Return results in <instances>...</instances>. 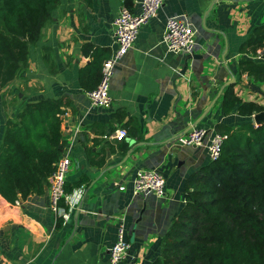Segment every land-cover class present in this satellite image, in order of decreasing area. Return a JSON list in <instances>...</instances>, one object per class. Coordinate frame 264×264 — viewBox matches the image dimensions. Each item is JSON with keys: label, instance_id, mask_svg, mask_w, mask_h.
Here are the masks:
<instances>
[{"label": "crops", "instance_id": "obj_1", "mask_svg": "<svg viewBox=\"0 0 264 264\" xmlns=\"http://www.w3.org/2000/svg\"><path fill=\"white\" fill-rule=\"evenodd\" d=\"M140 1L62 0L31 47L24 75L0 88V145L7 120L27 103L65 98L70 106L62 117L61 152L71 159L67 183L89 178L82 191L74 189L61 226L50 208L48 186L19 200L18 208L0 203V264H107L119 218H125L132 242L122 264H151L160 255V242L184 205L186 181L210 161L207 145H180L179 134L217 98L224 83L233 75L237 81L240 46L264 23V0H166L118 61L112 105L94 106L80 84V72L92 59L88 45L111 55L115 17L122 5L139 11ZM171 16L194 28L192 53L166 50L163 35ZM241 78L238 94L264 104V84ZM221 96L201 124L245 123L248 119L237 113L224 115ZM120 127L128 130L127 138L104 137ZM140 168L164 173L163 197L134 193Z\"/></svg>", "mask_w": 264, "mask_h": 264}, {"label": "trees", "instance_id": "obj_2", "mask_svg": "<svg viewBox=\"0 0 264 264\" xmlns=\"http://www.w3.org/2000/svg\"><path fill=\"white\" fill-rule=\"evenodd\" d=\"M61 1L0 0V88L24 75L30 49ZM88 47L92 59L80 72L86 91L98 86L103 62L110 56L104 49ZM240 54L238 79L223 89L220 104L224 115L237 113L248 120L215 125L224 136L221 155L186 181L184 205L151 264H264V122L253 120L264 104L243 98L235 89L242 75L264 84V23L241 44ZM45 58L55 72L50 56ZM68 106L65 98L40 99L7 120L0 145V203L18 208L19 200L46 191L62 156V117ZM88 182L84 176L67 183L66 191ZM62 206L69 211L65 203ZM64 221V216L58 217L59 226Z\"/></svg>", "mask_w": 264, "mask_h": 264}, {"label": "built area", "instance_id": "obj_3", "mask_svg": "<svg viewBox=\"0 0 264 264\" xmlns=\"http://www.w3.org/2000/svg\"><path fill=\"white\" fill-rule=\"evenodd\" d=\"M165 1L141 0L140 10L137 12L122 5L113 23L116 49L103 62L102 77L98 86L87 91V96L94 106L109 108L112 105L110 86L118 61L134 46L141 28L158 15ZM163 41L168 53H192L196 44L195 30L185 19L179 16H171L166 21ZM253 120L255 122L254 116ZM104 137L123 140L128 137V130L120 127ZM223 142L224 136L222 134L218 133L215 128H209L202 124L193 126L186 134L178 138V144L184 146L202 147L207 145L210 160H216L220 157ZM70 165L71 159L67 155L61 156L54 164V169L48 179L50 208L57 217L64 216L66 218L73 204V192L67 193L66 191ZM83 188L84 186L80 187V191ZM124 188V186L120 187V189ZM134 193H154L163 197L166 194L164 173L156 168H140L137 170L134 179ZM62 203L69 206L68 212L65 211ZM131 248L132 242L127 234L126 220L119 218L117 239L109 250L107 264H122L129 255Z\"/></svg>", "mask_w": 264, "mask_h": 264}, {"label": "water", "instance_id": "obj_4", "mask_svg": "<svg viewBox=\"0 0 264 264\" xmlns=\"http://www.w3.org/2000/svg\"><path fill=\"white\" fill-rule=\"evenodd\" d=\"M217 1H214L212 4H211V6L208 8V10L206 11V13H205V15H204V19H203V21H204V24H206V20H207V18L209 17V14H210V12H211V10H212V8H213V6H214V4L216 3ZM236 82V77L233 75L232 76V78L230 79V80H228L226 83H224V85L222 86V88H221V90H220V92H219V94H218V96H217V98L216 99H214L213 101H212V103L209 105V107L201 114V116L193 123V124H191L184 132H182L181 134H179V137L180 136H182V135H184V134H186L193 126H196V125H198V124H201V122L203 121V119L207 116V114L210 112V110H211V108L213 107V105L215 104V102H216V100L219 98V96L221 95V93H222V91H223V89L226 87V86H228V85H231V84H234ZM254 119H255V122H256V124H261V123H263L264 122V111L263 112H261V113H259V114H256L255 116H254ZM133 151V149H131L130 150V152H129V155L131 154V152ZM77 214H78V211H77V213H76V218H77ZM75 218V219H76Z\"/></svg>", "mask_w": 264, "mask_h": 264}, {"label": "rangeland", "instance_id": "obj_5", "mask_svg": "<svg viewBox=\"0 0 264 264\" xmlns=\"http://www.w3.org/2000/svg\"><path fill=\"white\" fill-rule=\"evenodd\" d=\"M244 95H246V92H245V94Z\"/></svg>", "mask_w": 264, "mask_h": 264}]
</instances>
